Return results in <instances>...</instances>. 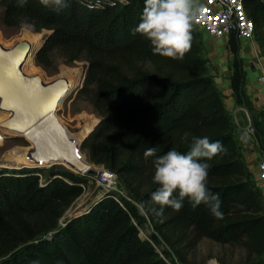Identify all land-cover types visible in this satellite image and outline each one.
Instances as JSON below:
<instances>
[{
  "label": "trees",
  "instance_id": "16d2710c",
  "mask_svg": "<svg viewBox=\"0 0 264 264\" xmlns=\"http://www.w3.org/2000/svg\"><path fill=\"white\" fill-rule=\"evenodd\" d=\"M89 1L70 0L58 14L39 0H28L24 7L16 0H0V24L14 31L48 32L44 40L24 35L32 44L25 69L34 67L38 49L37 64L45 69L55 65L54 52L70 64L87 63L84 86L100 120L87 122V136L94 131L83 149L90 162L117 174L136 203L106 195L89 213L61 226L66 211L84 193L86 178L51 171L64 179L40 187L35 176L0 173V264H186L188 251L204 238L240 244L248 264H264V197L243 160L233 118L210 78L197 27L192 22L190 51L183 60H173L153 54L147 38L132 34L145 0H105L98 9H90ZM246 7L257 36L264 26V5L252 1ZM25 21L35 26L22 28ZM258 40L264 45V35ZM0 44L11 48L1 33ZM61 79L67 78L54 81ZM10 117L0 102V123ZM194 136L227 148L226 154L207 161L206 185L220 196L222 219L205 204L193 208L187 198L179 211L167 206L161 211L151 200L159 185L153 182L155 157L145 159V150L155 147L157 156L173 148L187 153ZM147 223L154 231L152 242L165 243L179 262L162 258L140 237L138 227Z\"/></svg>",
  "mask_w": 264,
  "mask_h": 264
},
{
  "label": "rangeland",
  "instance_id": "374dc122",
  "mask_svg": "<svg viewBox=\"0 0 264 264\" xmlns=\"http://www.w3.org/2000/svg\"><path fill=\"white\" fill-rule=\"evenodd\" d=\"M2 14V8L0 7V17ZM198 30V29H197ZM0 33L2 36V40L4 43L10 44V47H12L17 42L23 41L25 34H33V35H40L43 39L45 34H47V31H43L41 33H34L29 29H21V30H9L4 29L2 25L0 24ZM260 36L264 35V26L259 29L257 32L256 40L259 42L258 38ZM260 44V43H259ZM264 44V43H263ZM261 45V44H260ZM262 51H259V56L262 58L264 56V45H261ZM259 60V59H258ZM54 61L55 65L52 69H45L43 66H40L37 64L36 57L34 58V67L25 69V64L22 65L20 68L21 77L23 79L27 78H35L37 76H44L45 83L48 85L51 81L60 78L65 77L66 80V91H65V98L62 99V96H58L57 99L52 103L51 106L55 108V111L62 110V117L63 121L65 122V125L68 127L69 131L71 132V135L67 133L65 130V127H57L60 129V132H64L63 134L67 135V143L72 147L75 148L80 142V151L84 155V157L87 159V161L90 163L87 165L90 167V169H93L95 171L99 170L100 168H103L104 166H98L94 163L90 162L88 160L87 156V150L83 149V144L85 140L91 135L92 131L88 137L87 133L90 128V124L87 122H91L93 120H100L99 116L93 109V106L91 105L89 101V94L84 86L85 83V72L87 69V63L85 61H77L72 64L68 63L63 58L59 57V54L57 52H54ZM39 68L40 71H38L35 67ZM43 74V75H42ZM74 83V84H73ZM73 84V90L69 91L72 88ZM69 91V92H68ZM1 102V99H0ZM2 106V102H1ZM54 108L49 109L48 113H50L54 110ZM9 111L10 116L13 117L14 111H11L9 109H6ZM16 117H18L19 113L16 110ZM86 115L88 118H86ZM10 117V118H11ZM233 118V117H232ZM30 119L31 122H44V119L42 117L38 116L35 118H27ZM27 119L25 122L29 125L30 122H27ZM9 120V119H8ZM58 120L61 122L60 118ZM7 121V119L0 123V130L2 131H10L14 133L16 136H23L26 135L27 139L31 142V145L28 144V142L24 138L16 137V138H9L6 140V142L2 143L0 147V161L2 159H5V162L7 163H13L10 169L13 168H21L20 161L16 159L14 156V152L17 151L23 156H31L34 154V151H38V145L32 138V136L29 133L27 129H24V131L16 129L15 127L13 129H2V125ZM234 121V120H233ZM87 123V124H86ZM259 120L255 122V135L259 139V144L261 145L263 152H264V130L261 126ZM96 128V126H95ZM94 128V129H95ZM244 128V127H243ZM242 128V129H243ZM21 129V128H19ZM237 125H235V136L240 144V142H243V137L246 135L245 130H242ZM62 130V131H61ZM24 132V134L21 133ZM28 132V133H27ZM85 139V140H84ZM35 146L36 149H34ZM77 150L75 149V152ZM74 152V154H75ZM10 154V155H8ZM8 155V157H6ZM29 165V164H25ZM105 168V167H104ZM51 171L59 172V171H68L64 167L56 166L53 167L50 170H45L42 172L44 178H51L53 177V173ZM28 173V171H25ZM70 172V171H68ZM72 173V172H71ZM253 177V175H252ZM112 193L118 195L121 198H126L127 200H131L134 204L136 203L134 200H132L124 187L120 184L118 185V189L112 191ZM106 195V190L102 187L98 186L96 184V181L92 178L87 177V189L86 192L82 194V196L76 200V202L66 211L65 216L61 219L60 225L63 222L62 220L66 217L69 218L70 216H73V212L75 210H83L87 209L90 206L94 204L99 198ZM81 212V211H80ZM65 218V219H66ZM62 226V225H61ZM140 237L143 240H151L150 235L154 232L150 224H145L142 228H140ZM152 242V240H151ZM153 243V242H152ZM155 250L160 254V256L168 261L174 260L179 262L176 257L173 255L171 250L167 247L165 243L161 241V243L158 245L152 244ZM168 253V255H167ZM169 253L171 254V257L169 256ZM187 263L186 264H248L247 262V253L246 250L240 245V244H221L218 242H215L213 240L204 238L200 241L199 245L196 247V249L192 251H188L187 253ZM169 264H172L169 262ZM179 264H184L179 262Z\"/></svg>",
  "mask_w": 264,
  "mask_h": 264
},
{
  "label": "clouds",
  "instance_id": "9594fccd",
  "mask_svg": "<svg viewBox=\"0 0 264 264\" xmlns=\"http://www.w3.org/2000/svg\"><path fill=\"white\" fill-rule=\"evenodd\" d=\"M16 2L19 7H24L28 0ZM39 3L46 8L53 7L58 14L70 6V0H39ZM201 8L198 0H145L140 22L131 30L132 34L147 38L153 54L183 60L192 47V22L201 12ZM34 26L26 21L21 23L22 28ZM156 153L155 147L148 148L144 157H155L153 182L159 188L152 192L151 200L160 206L161 211L165 206L179 211L187 198L193 208L205 204L215 217L223 218L219 194L212 193L206 185L210 169L207 161L227 153V148L221 142H210L206 136H194L187 153L179 152L175 148L164 155L157 156Z\"/></svg>",
  "mask_w": 264,
  "mask_h": 264
},
{
  "label": "crops",
  "instance_id": "0c3cea01",
  "mask_svg": "<svg viewBox=\"0 0 264 264\" xmlns=\"http://www.w3.org/2000/svg\"><path fill=\"white\" fill-rule=\"evenodd\" d=\"M205 1L198 0V4L202 6ZM197 29L209 64L210 78L235 125L240 129L244 127L242 130H245L246 135L239 144L243 160L264 197V180L259 177L258 170L263 149L255 135L254 126L259 120L264 130V85L259 81V76L264 73V56L261 58L258 54L262 51L261 45L256 35L254 39L236 34L216 38ZM236 80L239 82L237 87Z\"/></svg>",
  "mask_w": 264,
  "mask_h": 264
},
{
  "label": "bare ground",
  "instance_id": "6f19581e",
  "mask_svg": "<svg viewBox=\"0 0 264 264\" xmlns=\"http://www.w3.org/2000/svg\"><path fill=\"white\" fill-rule=\"evenodd\" d=\"M30 59L31 50L27 53L22 52L17 54L3 53L0 48V99L3 108L14 111L15 113L11 119L7 120L2 125V129H13L14 127L18 129V131L27 129L38 145L36 154L26 157L19 155L20 153L15 151L14 156L20 161L21 165L33 164L32 162L36 161L52 162L63 158L68 160V164L77 165L80 169H90L83 159H81L82 162H80L76 157L74 154L75 148H72L67 143V135L63 134L64 132L62 130V132H60V129L56 126L51 125L52 121L48 111L50 107L54 108L51 105L58 96L63 95L62 99L65 98L66 80H57V82L55 81V83L50 86L44 87L46 85L43 84L44 86H42L40 83V79L45 83L44 76L23 79L21 77L22 73L20 72V68ZM73 84L69 91L73 90ZM3 95L6 97L7 101L5 98L3 99ZM12 107L18 111V117H16V112ZM38 116L42 117V119L45 117L44 122H31L30 119H27ZM26 119L27 122H30L29 125L25 122ZM22 131L21 133L24 134L25 131ZM40 132L43 135L39 134ZM33 147L36 149L35 146ZM5 164L7 167L13 166V163L9 164L5 162Z\"/></svg>",
  "mask_w": 264,
  "mask_h": 264
},
{
  "label": "built area",
  "instance_id": "2783aa9c",
  "mask_svg": "<svg viewBox=\"0 0 264 264\" xmlns=\"http://www.w3.org/2000/svg\"><path fill=\"white\" fill-rule=\"evenodd\" d=\"M252 1H258L264 5V0H206L205 3L202 5L201 12L193 21V24L197 28L208 32L211 36L216 38H224L232 34H236L242 38L254 39L256 34V23L248 14L246 7L247 3ZM104 3L105 0H91L88 2L87 6L89 7V5H91V7H89L90 9H98L101 8ZM259 81L264 85V73L259 76ZM49 116L51 117L52 121L51 125L61 128H63L64 126L67 133L71 135V132L69 131L68 127L62 120V110H53ZM58 118H60L61 122L58 120ZM39 134L43 135L41 132ZM16 137L24 138L28 142V144L31 145V142L27 139L26 135L16 136L10 131L0 130V144L6 142V140H8L9 138ZM80 143L75 146V149L77 150L75 152L74 149L75 155L80 160V162H82L81 159H83L86 163L90 164L80 151ZM34 154H36V151H34ZM32 163L33 164L23 165L21 166V168L18 169H10L5 164V159H2L0 161V173L12 177H26L32 175L38 178V183L40 187H46L55 178L63 177L53 176L51 178H44L42 172L45 170H50L56 166H61L79 177H83L86 179L87 177H89L94 179L98 186L106 190L107 196L113 197L115 200L120 202V197L112 193V191L118 189L119 185L118 176L112 170L103 167L97 170V172H101L100 176H94L90 174V171L93 169H80L77 165L68 164V160L63 158H60V160H54L52 162L36 161ZM258 170L259 177L264 180V152L262 153L261 158L259 160ZM25 171H28V173H26ZM81 186L84 192H86L87 184H81ZM138 230L141 229L138 227Z\"/></svg>",
  "mask_w": 264,
  "mask_h": 264
},
{
  "label": "water",
  "instance_id": "95a60500",
  "mask_svg": "<svg viewBox=\"0 0 264 264\" xmlns=\"http://www.w3.org/2000/svg\"><path fill=\"white\" fill-rule=\"evenodd\" d=\"M43 43H44V41H43ZM31 47H32V44L29 41H27V40H23V41L17 42L11 48H6L5 46H2V44L0 45L1 51L3 53H17V54L18 53H22V52L27 53V52H29V50H31ZM38 51H39V49L35 52V57L37 56ZM40 83H41L42 86H44L43 85V82L41 81V79H40ZM53 83H55V81L52 82V83H50V84H48L47 86H50ZM47 86H44V87H47ZM263 117H264V114H263ZM90 174L91 175H94V176H100L101 172H97L95 170H91L90 171ZM105 197L106 196H102L99 200H97L96 202H94V204L92 206H90L89 208H87V209H83V210H81V209L78 210L77 209V210H75L73 212L74 215L73 216H70L69 218H66L65 217L66 219L64 218V220H62L64 222H62L61 225L62 226H65L70 220H72L74 218H77V217H80V216H83L84 214L89 213L95 207V205H97Z\"/></svg>",
  "mask_w": 264,
  "mask_h": 264
}]
</instances>
